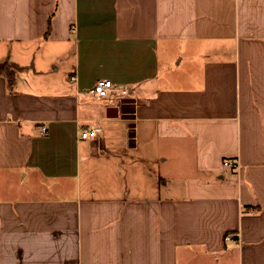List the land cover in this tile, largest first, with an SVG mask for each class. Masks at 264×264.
<instances>
[{
  "label": "crops",
  "instance_id": "0c3cea01",
  "mask_svg": "<svg viewBox=\"0 0 264 264\" xmlns=\"http://www.w3.org/2000/svg\"><path fill=\"white\" fill-rule=\"evenodd\" d=\"M3 66L0 264H264V0H0Z\"/></svg>",
  "mask_w": 264,
  "mask_h": 264
},
{
  "label": "built area",
  "instance_id": "2783aa9c",
  "mask_svg": "<svg viewBox=\"0 0 264 264\" xmlns=\"http://www.w3.org/2000/svg\"><path fill=\"white\" fill-rule=\"evenodd\" d=\"M76 75L71 76V80H75ZM92 95L99 99H112L114 94L118 92L122 96H130V89L125 85H118L113 82L111 79H99L96 81L94 86L90 89ZM119 95V96H120ZM44 132L47 131L45 126L42 127ZM99 135L98 126H89L85 128H80L78 130V136L81 138L97 137ZM225 165L229 166L232 169H237L239 163L234 160H226Z\"/></svg>",
  "mask_w": 264,
  "mask_h": 264
},
{
  "label": "trees",
  "instance_id": "16d2710c",
  "mask_svg": "<svg viewBox=\"0 0 264 264\" xmlns=\"http://www.w3.org/2000/svg\"><path fill=\"white\" fill-rule=\"evenodd\" d=\"M52 16L53 15H51V17L49 18V27H48V30L46 32V35H48V33L50 32ZM0 71L7 73L9 75V78L12 80L14 72L8 66L0 67Z\"/></svg>",
  "mask_w": 264,
  "mask_h": 264
},
{
  "label": "water",
  "instance_id": "95a60500",
  "mask_svg": "<svg viewBox=\"0 0 264 264\" xmlns=\"http://www.w3.org/2000/svg\"><path fill=\"white\" fill-rule=\"evenodd\" d=\"M107 115L109 117H116L119 115V107L118 106H110L107 109Z\"/></svg>",
  "mask_w": 264,
  "mask_h": 264
}]
</instances>
